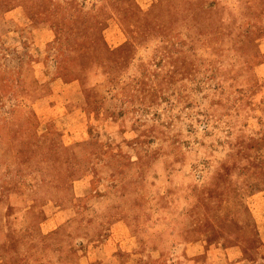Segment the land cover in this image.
Here are the masks:
<instances>
[{"label":"rangeland","instance_id":"1","mask_svg":"<svg viewBox=\"0 0 264 264\" xmlns=\"http://www.w3.org/2000/svg\"><path fill=\"white\" fill-rule=\"evenodd\" d=\"M131 252L264 264V0H0V264Z\"/></svg>","mask_w":264,"mask_h":264},{"label":"crops","instance_id":"2","mask_svg":"<svg viewBox=\"0 0 264 264\" xmlns=\"http://www.w3.org/2000/svg\"><path fill=\"white\" fill-rule=\"evenodd\" d=\"M56 82V81H55ZM57 83V82H56ZM57 90H53L52 93H50V96H48V98L51 100H55L56 101V104L52 105V107L56 106L58 107V102H57ZM53 97V98H52ZM107 244V243H106ZM106 247V245H104ZM107 250V249H106ZM106 256H103L104 258V262L105 263H109V264H113L111 262V258H110V255L108 253L105 254ZM130 261L133 262L134 264H141L142 263V260L138 257V254L137 253H132L131 252V256H130Z\"/></svg>","mask_w":264,"mask_h":264}]
</instances>
